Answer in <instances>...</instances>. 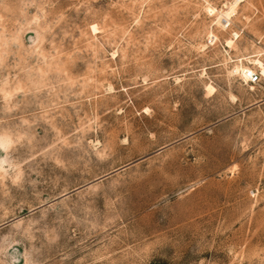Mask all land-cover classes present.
Returning <instances> with one entry per match:
<instances>
[{"label":"rangeland","instance_id":"obj_1","mask_svg":"<svg viewBox=\"0 0 264 264\" xmlns=\"http://www.w3.org/2000/svg\"><path fill=\"white\" fill-rule=\"evenodd\" d=\"M236 1L0 0V264H264V0Z\"/></svg>","mask_w":264,"mask_h":264},{"label":"bare ground","instance_id":"obj_2","mask_svg":"<svg viewBox=\"0 0 264 264\" xmlns=\"http://www.w3.org/2000/svg\"><path fill=\"white\" fill-rule=\"evenodd\" d=\"M236 1V0H235ZM241 1V0H240ZM236 2H239V0L238 1H236ZM234 3V4H233ZM232 4L233 5H231L232 6V8H233V6H235V2H233ZM230 6V7H231ZM232 8H230V9H226L225 11H222V13L220 14L221 15V20H223L225 23L229 20V18L231 17V15H232V13H234L232 10ZM235 9V8H234ZM223 23V22H222ZM224 24V23H223ZM227 24V23H226ZM225 24V25H226ZM227 44H230V41L227 43ZM229 46V45H228ZM257 61V60H256ZM256 65H259V67H260V69H261V71H262V73L264 74V65L261 63V62H259V61H257L256 63H255ZM245 70H248V68H245Z\"/></svg>","mask_w":264,"mask_h":264},{"label":"built area","instance_id":"obj_3","mask_svg":"<svg viewBox=\"0 0 264 264\" xmlns=\"http://www.w3.org/2000/svg\"><path fill=\"white\" fill-rule=\"evenodd\" d=\"M243 76L246 78L249 84H255L259 82L264 76L261 73H256L255 71L248 68V70L243 71Z\"/></svg>","mask_w":264,"mask_h":264}]
</instances>
